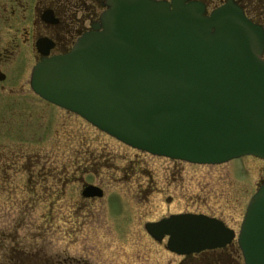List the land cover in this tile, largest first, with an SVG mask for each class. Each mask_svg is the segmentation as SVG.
<instances>
[{
  "label": "water",
  "instance_id": "95a60500",
  "mask_svg": "<svg viewBox=\"0 0 264 264\" xmlns=\"http://www.w3.org/2000/svg\"><path fill=\"white\" fill-rule=\"evenodd\" d=\"M69 52L43 58L30 87L128 146L196 164L251 155L263 181L238 233L244 264H264V32L227 3L106 0ZM92 194V187L85 189ZM179 254L229 243L215 219L182 214L146 225Z\"/></svg>",
  "mask_w": 264,
  "mask_h": 264
},
{
  "label": "flooded vegetation",
  "instance_id": "af4514ba",
  "mask_svg": "<svg viewBox=\"0 0 264 264\" xmlns=\"http://www.w3.org/2000/svg\"><path fill=\"white\" fill-rule=\"evenodd\" d=\"M195 1L204 4L206 11L214 10L227 3L237 6L250 21L261 26L264 32V0ZM105 10H107L106 0H0V103L7 106L6 111H13L15 106H20L19 103L23 104L20 99L26 89V83H24L26 73L30 77L33 66L43 58L66 54L78 38L92 31V26L99 24L100 16ZM262 57L264 59V48ZM15 72L20 75L14 74ZM27 84L32 92L29 79ZM102 134L104 135V133ZM106 136L124 147V154L128 155L125 159L131 166L123 167V169H134L131 173L132 178L111 177L112 173L109 170L114 173L120 172L119 167L114 164L115 152L106 149L104 145L91 146L84 137L75 141V149L65 145V150L70 154L72 151L76 153L74 168L71 166V162H67L60 166L53 163L52 168L47 167L42 170L47 175L42 184L47 185L49 182V185L38 189V191L51 199L49 214L55 213L63 216V225L67 227L68 234H84L97 229L107 233L114 231L120 239H126L143 250V253L140 254L141 249L133 252L136 260L133 263L137 262L138 264H242L237 235L247 203L239 219L238 216L226 212V206H223L220 199V192H216L215 184L210 180H203L201 175H198V177L190 179L192 186L187 188L184 185L183 167L178 165L183 164L185 168L191 169L192 165L197 164L161 157L166 166H163V176L156 180L153 178V173L157 172V176H161L159 169L144 170L138 165L142 155H147V153L140 152L108 135ZM19 149L22 148H18L16 145L0 144V152L5 150V152L13 154ZM27 152L25 151L26 154H28ZM27 157L30 163L27 168L31 170L30 173H27V182L34 184L32 171L35 170L34 164L38 167L36 164L38 161L34 162L32 153ZM145 171L149 173L147 183L142 182L139 178ZM103 174L108 177L106 181L103 179ZM120 181H124L122 190L119 187L120 184L117 183ZM129 185L135 189L127 190ZM87 187H92V194L84 193ZM126 191H138L144 200L152 197V200L156 201L155 205L167 210L161 216L154 218L140 216L138 220L140 232L138 231L136 236L133 235V238H131L130 223H133L136 217H132L128 213L134 199L130 198ZM217 194L220 203L214 207L209 200L215 203L214 199ZM183 203L188 207L177 209V206L183 205ZM237 205L238 200L236 207ZM117 206H121L123 212L114 211ZM182 214L215 219L233 231V238L229 243L219 248L205 249L191 254L172 252L168 248L169 235L158 232L153 236L147 230L146 225ZM107 223H111L113 226L111 230L104 225ZM126 234L131 236L125 237ZM147 243L159 249L156 254L145 252ZM87 250L83 244L79 245L70 241L64 250L52 251L49 260L51 264H89ZM121 252L125 259H131L125 251ZM145 255L147 258L144 257Z\"/></svg>",
  "mask_w": 264,
  "mask_h": 264
},
{
  "label": "rangeland",
  "instance_id": "374dc122",
  "mask_svg": "<svg viewBox=\"0 0 264 264\" xmlns=\"http://www.w3.org/2000/svg\"><path fill=\"white\" fill-rule=\"evenodd\" d=\"M14 74H18V72ZM15 76L17 77V75ZM28 79L29 74L26 73L24 78L26 89L20 99L23 104L19 103L20 106H15L13 111H6L7 106L0 103V144L16 145V147L22 148L13 154L5 152V150L0 152V225L8 232L10 226L18 224V233L29 236V243L33 241L31 236L34 237V247L37 246V250L41 249L42 252L48 255H51V252L57 249L64 250L66 245L72 241L79 245L83 244L88 249L89 264H138L137 262L133 263V261H136L133 252L141 248L136 247L126 239H120L114 231L107 233L104 230L97 229L96 232L90 230L84 234H68L67 227L63 225V216L55 213L49 214L51 199L38 191V189H43L44 186L49 185V182H47V185H43L42 182L46 176H40V173L44 172L42 171L44 168H52L53 163L60 166L71 162V166L74 168L76 153L72 151L70 154L65 150V145L75 149V141L84 137L91 146L104 145L106 149L113 150L116 154L114 164L119 167L120 172L114 173L109 170L112 173L111 177L132 178L131 173L134 169H123V167L131 166V164H127V159H125L128 155L124 154V147L109 139L105 134L103 135L75 114L42 101L30 91L27 84ZM15 97L19 98L18 96ZM25 151H28V154ZM31 153L34 162L38 161L36 163L38 167L34 164L35 170L32 171L34 173V184L27 182V173L31 172L27 168L30 165L27 156ZM262 164V160L245 156L217 165H192L191 169L185 168L183 164L178 166L183 167L184 185L187 188L192 186L190 185V179L196 178L198 175H201L200 177L203 180H210L215 184L216 192H220V199L223 206H226V212L238 216L240 219L244 206L254 192L256 184L262 178ZM138 165L144 170L159 169L161 176H157V172L153 173V178L156 180L163 176V166H166L164 159L148 154L142 155ZM12 166L14 168H11ZM104 170L107 171V169ZM142 174L143 176L140 175L139 178L142 182L147 183L149 173L145 171ZM103 177L105 181L108 179L104 174ZM130 182L133 181L130 180ZM117 183L120 184L119 187L122 190L124 181ZM130 188L135 189V187L129 185L127 190ZM126 193H129L128 196L134 199L128 214L136 218H134L133 223H130L132 236L126 234L125 237L131 236L133 238V235L136 236V233L140 232L138 224L140 216L144 218L158 217L166 209L155 205L156 201L152 200V197L144 200L143 197H140L138 191H126ZM125 196L127 197V195ZM214 200L215 203L212 200H209V202L216 207V204L220 203L218 194ZM237 200L238 205L236 207ZM60 203L62 205V200ZM185 207H188V205L183 203V205L177 206V209H184ZM122 210L121 206L114 209V211ZM104 225L108 226L110 230L113 228L111 223ZM147 245L145 252L156 254L159 250L152 244L147 243ZM121 251H125L131 259H125ZM140 253H143V250ZM144 257L147 258L146 255ZM36 263L38 264V261ZM47 263L50 264V262Z\"/></svg>",
  "mask_w": 264,
  "mask_h": 264
},
{
  "label": "trees",
  "instance_id": "16d2710c",
  "mask_svg": "<svg viewBox=\"0 0 264 264\" xmlns=\"http://www.w3.org/2000/svg\"><path fill=\"white\" fill-rule=\"evenodd\" d=\"M40 174V176H47L44 172ZM9 228L6 232L0 225V264H37L36 261L38 264H48L47 262H50L48 254L41 249L37 250V246L34 247V237L31 236L33 241L29 243V236L18 233V224Z\"/></svg>",
  "mask_w": 264,
  "mask_h": 264
}]
</instances>
